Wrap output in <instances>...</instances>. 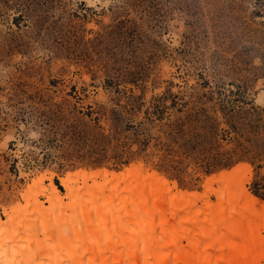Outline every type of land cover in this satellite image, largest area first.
Here are the masks:
<instances>
[{"label": "rangeland", "instance_id": "rangeland-1", "mask_svg": "<svg viewBox=\"0 0 264 264\" xmlns=\"http://www.w3.org/2000/svg\"><path fill=\"white\" fill-rule=\"evenodd\" d=\"M130 166L200 194L246 167L264 200V0H0V216L48 174L62 193L59 175ZM228 192L208 198L240 211ZM184 215L210 264L213 218Z\"/></svg>", "mask_w": 264, "mask_h": 264}, {"label": "bare ground", "instance_id": "bare-ground-1", "mask_svg": "<svg viewBox=\"0 0 264 264\" xmlns=\"http://www.w3.org/2000/svg\"><path fill=\"white\" fill-rule=\"evenodd\" d=\"M145 171L130 166L123 173L84 169L59 175L62 193L52 174L39 179L19 206L1 209L0 264H205L196 253L192 255V247L182 244L184 239H196L195 228L176 227L188 223L187 211L195 216L207 212V218H213L210 241L218 242L223 252L216 257L210 252L206 262L235 264L239 254L245 264L252 262L260 242L253 218L264 215V201L247 191L248 168L211 179L203 194L184 193L175 183ZM220 186L224 192L218 191ZM235 191L240 211L238 205H226L224 211L208 198L210 192L221 201L225 193L231 196ZM38 193L45 199H39ZM197 199L207 206L201 208ZM237 238H242L240 248L234 247ZM226 247L233 248L229 253L236 260L226 258Z\"/></svg>", "mask_w": 264, "mask_h": 264}, {"label": "trees", "instance_id": "trees-1", "mask_svg": "<svg viewBox=\"0 0 264 264\" xmlns=\"http://www.w3.org/2000/svg\"><path fill=\"white\" fill-rule=\"evenodd\" d=\"M101 135H103V134L101 133ZM104 137H105V136L103 135V136H102V139H103ZM102 141H103V140H102ZM115 155H116V154H115ZM97 166H99V165H97ZM99 168H102V167H95V168H93V169H99ZM235 168H236V167H235ZM83 169H85V168H80V170H79V169H76L77 171H75V172L81 171V170H83ZM233 169H234V168H233ZM233 169H232V170H233ZM221 171H223V170L221 169L219 172H221ZM67 172H70V171H67ZM118 172H120V171L118 170ZM217 173H218V172H217ZM214 174H216V173H214ZM180 191H181V190H180ZM195 192H196V191H195ZM253 192H254V195H253L254 197H256L257 199H259V200H261V201H264V200H262L263 197L260 198L259 195H257L258 192L256 191V189H253ZM255 193H256V194H255Z\"/></svg>", "mask_w": 264, "mask_h": 264}]
</instances>
